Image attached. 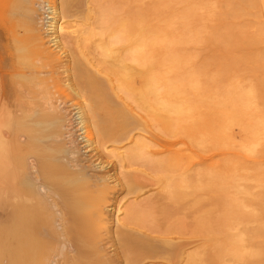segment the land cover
I'll return each instance as SVG.
<instances>
[{
  "label": "bare ground",
  "instance_id": "1",
  "mask_svg": "<svg viewBox=\"0 0 264 264\" xmlns=\"http://www.w3.org/2000/svg\"><path fill=\"white\" fill-rule=\"evenodd\" d=\"M174 1L172 33L162 40L165 32L145 31L129 8L102 10L98 25L65 31L66 16L90 19V0H0V10L9 9L0 22V264H223L226 242L239 243L221 230L229 221L223 202L207 218L199 188L208 180L193 183L187 166L173 167L169 144L166 165L124 168L128 152L140 157L149 141H161L135 136L143 116L125 98L166 126L183 110L161 90L180 95L173 90L202 72L187 56L188 19L198 13L190 0ZM249 59L252 67L260 60ZM249 87L237 88L228 109L219 105V146L245 141L241 148L250 150L259 141ZM96 148L116 158L123 182L89 153ZM116 186L133 199L112 231Z\"/></svg>",
  "mask_w": 264,
  "mask_h": 264
},
{
  "label": "rangeland",
  "instance_id": "2",
  "mask_svg": "<svg viewBox=\"0 0 264 264\" xmlns=\"http://www.w3.org/2000/svg\"><path fill=\"white\" fill-rule=\"evenodd\" d=\"M190 1L198 14L188 19L191 42L187 46V56L202 72L199 71L198 81L173 90L180 95L165 97V90H161L167 103L183 110V116L168 121L166 126L125 98L143 116L141 130L135 136L156 134L161 141H149L143 156L134 158L128 152L123 159L124 168L146 170L153 160L166 165L163 146L169 144L172 149L169 161L173 167L180 169L187 166L193 183L196 176L208 180V185L199 188L203 189L207 218L214 217L215 213L209 214V210L216 202H220L221 206L224 203L229 221L221 224V230L226 234L230 232L235 239H239V243L226 242L223 251L228 259L223 264H264V0ZM176 5L180 6L181 3ZM90 6L92 12L87 21L84 17L76 16L60 19L62 26L65 24L64 30H73L77 24L84 22L93 21L98 25L103 19L102 10H108L110 16L121 8H129L132 17L139 13L145 31L149 28L165 32L166 35L159 37L162 40L171 36L174 0H90ZM8 10V6L0 10V22L2 16H9ZM251 56L260 58L253 67L249 66ZM239 86L251 87L252 108L262 128L259 141L250 150L241 148L247 143L245 141L234 149L231 145L219 146L214 138L222 117L219 105L228 109L237 97ZM161 112L157 110L155 113ZM233 130L240 143L243 140H240L243 135L241 128L235 125ZM130 145L127 143L125 146ZM112 146L108 145L107 149ZM151 151L161 153L153 156ZM89 153L95 154L93 158L109 162L107 169H110L111 175L119 183L124 181L115 157L107 156L100 148ZM220 175L224 182L219 186L215 176ZM115 190L107 211L112 231L116 230L115 215L121 218L125 206L133 199L125 189L116 186Z\"/></svg>",
  "mask_w": 264,
  "mask_h": 264
}]
</instances>
